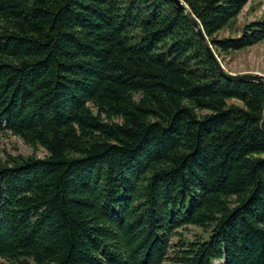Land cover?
<instances>
[{"label": "trees", "instance_id": "1", "mask_svg": "<svg viewBox=\"0 0 264 264\" xmlns=\"http://www.w3.org/2000/svg\"><path fill=\"white\" fill-rule=\"evenodd\" d=\"M180 1L217 58L264 41L216 37L248 0ZM263 108L169 0H0V134L45 152L0 160V259L167 264L194 226L173 264H264Z\"/></svg>", "mask_w": 264, "mask_h": 264}, {"label": "rangeland", "instance_id": "2", "mask_svg": "<svg viewBox=\"0 0 264 264\" xmlns=\"http://www.w3.org/2000/svg\"><path fill=\"white\" fill-rule=\"evenodd\" d=\"M260 19H264V0H248L235 19L227 27L219 31L216 37H237L244 25ZM216 59L227 73L259 75L264 79V41L240 51L220 55ZM228 103L237 104L235 101H229ZM205 113V111L200 112V114ZM16 155L42 158L45 152L40 147L30 148L23 144L19 138L9 133L4 132L0 134V160L3 161L7 156ZM207 236V231H202L200 228L194 226H183L177 229L176 234L168 240L167 256L170 260L167 261V264H173L172 259L178 249L177 245L179 241H203ZM0 264L9 263L0 259ZM213 264H222V261H215Z\"/></svg>", "mask_w": 264, "mask_h": 264}, {"label": "water", "instance_id": "3", "mask_svg": "<svg viewBox=\"0 0 264 264\" xmlns=\"http://www.w3.org/2000/svg\"><path fill=\"white\" fill-rule=\"evenodd\" d=\"M173 6H175L177 9H180L183 14L184 18L187 20L189 26L194 31L195 35L197 36V39L204 49L207 57L210 59L211 63L215 67L217 73L224 78L225 80L232 81V82H254L259 85H261L264 88V79L259 75H251V74H230L225 72L222 67L220 66L218 60L216 59L214 53L212 52L210 46L208 45V42L206 41V38L204 37L201 28L196 21V19L189 13L186 6L180 1V0H169ZM259 128L261 132L264 134V108L261 115V120L259 122Z\"/></svg>", "mask_w": 264, "mask_h": 264}]
</instances>
